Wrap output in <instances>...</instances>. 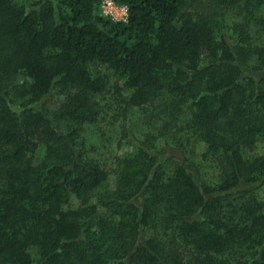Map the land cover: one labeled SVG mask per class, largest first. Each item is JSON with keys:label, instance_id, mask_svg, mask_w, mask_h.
Returning <instances> with one entry per match:
<instances>
[{"label": "trees", "instance_id": "1", "mask_svg": "<svg viewBox=\"0 0 264 264\" xmlns=\"http://www.w3.org/2000/svg\"><path fill=\"white\" fill-rule=\"evenodd\" d=\"M113 1L0 0V264H264V0Z\"/></svg>", "mask_w": 264, "mask_h": 264}, {"label": "rangeland", "instance_id": "2", "mask_svg": "<svg viewBox=\"0 0 264 264\" xmlns=\"http://www.w3.org/2000/svg\"><path fill=\"white\" fill-rule=\"evenodd\" d=\"M233 19L235 18L228 17L226 19V22L228 24H231ZM163 94L164 95L161 97L160 100L164 103L165 106H169L171 103V96L170 94H166V92H164ZM150 114L136 107L130 108L127 112V117L125 119V126L129 131L128 134L130 136L123 139L120 144L119 139H121V117L114 120L110 116L111 112H109V119L107 121L102 122L101 124L95 127H92L90 129V133L88 134L87 142L93 143L96 146L97 151L95 152V154L96 157L99 159L100 163L104 166H109L110 163L114 160V156L116 154L119 155L132 150L133 145L126 143V141L124 140L130 139V137H133L132 135H134V139L139 137L140 132H142V129L145 127L146 119L151 118ZM154 119H156V117ZM202 146L203 145L201 142L197 143L194 146L195 155L193 157V159L197 161V164L201 170H203L205 167V163L202 162L200 157V154L202 152ZM207 178L210 182H214L216 180V175L210 171L207 175ZM160 238L164 239L163 237Z\"/></svg>", "mask_w": 264, "mask_h": 264}, {"label": "built area", "instance_id": "3", "mask_svg": "<svg viewBox=\"0 0 264 264\" xmlns=\"http://www.w3.org/2000/svg\"><path fill=\"white\" fill-rule=\"evenodd\" d=\"M101 13L113 20L125 21L127 18V6L116 4L113 0H102L100 4Z\"/></svg>", "mask_w": 264, "mask_h": 264}]
</instances>
